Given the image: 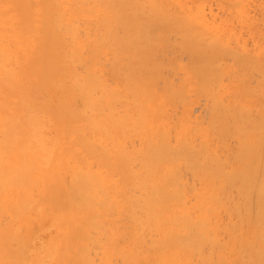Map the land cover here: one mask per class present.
I'll return each instance as SVG.
<instances>
[{
    "label": "bare ground",
    "instance_id": "obj_1",
    "mask_svg": "<svg viewBox=\"0 0 264 264\" xmlns=\"http://www.w3.org/2000/svg\"><path fill=\"white\" fill-rule=\"evenodd\" d=\"M254 5L215 21L183 0H0V264H264ZM45 221L60 250L29 258Z\"/></svg>",
    "mask_w": 264,
    "mask_h": 264
},
{
    "label": "rangeland",
    "instance_id": "obj_2",
    "mask_svg": "<svg viewBox=\"0 0 264 264\" xmlns=\"http://www.w3.org/2000/svg\"><path fill=\"white\" fill-rule=\"evenodd\" d=\"M183 1L185 3L186 7L189 8L190 10H192V11H196V10L200 11L198 9V7H200L201 10H203V12H204L205 17L207 19L209 18L208 20L214 19L215 21H219V20H222V19H224L226 17L231 19V17L228 16V15L240 14L243 9L248 11V16H252V17L256 16L257 19H259L258 17L259 16L261 17V14H260L259 10H257L258 5H254V4H257V3H260V2L263 3L264 0H262V1L261 0H243V1L240 0V2H241L240 9H238V4H240L239 2L236 3V4H235V2H233V3H230V5H228V3H226V1H223V0H202V1L201 0H192V1L191 0H187V1L183 0ZM202 3H203V6H202ZM219 4H221V6ZM225 4H226L227 7L225 6ZM194 5H195V7H194ZM230 13H232V14H230ZM235 13H237V14H235ZM217 17L219 18V20H218ZM231 20H233V19H231ZM234 23L236 24V22H234ZM235 24H233V25H235ZM236 32H238L245 39V41L247 42V44L249 46L251 45L250 35H249V33L246 30L244 31V29L239 28V26H237L236 27ZM177 56L180 59V62L185 63L187 61L185 55H182L183 57L181 55H177ZM187 98H188V99H186L187 101L188 100L191 101L190 112H189L190 118L192 120H195V121L205 125L206 118H207L206 115H205V114H207V110H206L205 106L207 107V104H208V102L206 101L205 97H203V96H199V97L197 96L196 97V96L190 94ZM186 103H188V102H185V104ZM177 104H179V106L176 105V107L173 109L174 111L172 112V114H176L177 115L182 110V108H184L183 107L184 103L181 102V103H177ZM205 111H206V113H205ZM226 142H228V145L230 146L229 147L230 149L235 148L236 142H235L234 139L229 138V139H227ZM188 176L189 175L186 174L185 175V179L189 183H192L191 178H189ZM5 216H8V215H5ZM43 224L41 226H39V227L34 228L33 231L31 232V236H30V238L28 240L27 248H26V255L29 258H32V259L34 257L43 258L42 256L47 252V249L49 247V243L48 242H53L52 240H54L55 237L57 238L58 230H56V228L52 224H50V223L48 224L47 221H45ZM10 225H11L12 228H16V226H17L15 221H11ZM223 236H225V235L223 234ZM223 236H221V237L225 239L226 236L225 237H223ZM98 238L102 239L103 241L106 240V237H105L104 234H100L98 236ZM102 240H101V242H102ZM56 241L53 243V247L55 248L56 251H59L60 248H58L59 245L56 243ZM57 245H58V247H57ZM96 247H97V252H96ZM90 248H91V251L93 253L90 251V253H88V254L91 255V256L89 255V257H92V260H93V257L97 258L99 256V252H100L99 249L100 248L96 245V243L93 245V247L91 246ZM92 248L95 251H93ZM94 253H95V255H94ZM29 261H31V260H29ZM115 261L117 263L119 262L116 259H115ZM115 261H114V264H117ZM41 264H48V262L44 261ZM118 264H120V263H118Z\"/></svg>",
    "mask_w": 264,
    "mask_h": 264
}]
</instances>
